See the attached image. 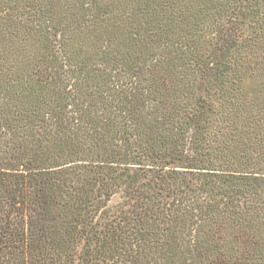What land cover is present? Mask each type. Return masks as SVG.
Instances as JSON below:
<instances>
[{
    "label": "trees",
    "instance_id": "trees-1",
    "mask_svg": "<svg viewBox=\"0 0 264 264\" xmlns=\"http://www.w3.org/2000/svg\"><path fill=\"white\" fill-rule=\"evenodd\" d=\"M0 264H264V0H0Z\"/></svg>",
    "mask_w": 264,
    "mask_h": 264
},
{
    "label": "rangeland",
    "instance_id": "rangeland-1",
    "mask_svg": "<svg viewBox=\"0 0 264 264\" xmlns=\"http://www.w3.org/2000/svg\"><path fill=\"white\" fill-rule=\"evenodd\" d=\"M120 201V198L119 197H116L112 202H111V205L112 204H116Z\"/></svg>",
    "mask_w": 264,
    "mask_h": 264
}]
</instances>
